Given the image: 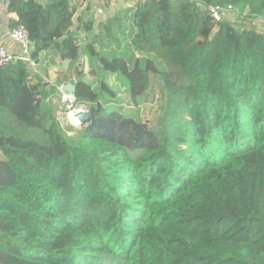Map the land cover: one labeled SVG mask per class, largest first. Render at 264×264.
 Returning <instances> with one entry per match:
<instances>
[{"label":"trees","instance_id":"16d2710c","mask_svg":"<svg viewBox=\"0 0 264 264\" xmlns=\"http://www.w3.org/2000/svg\"><path fill=\"white\" fill-rule=\"evenodd\" d=\"M74 1L0 0L36 63L87 57L74 105L90 116L62 127L56 89L19 61L4 68L0 264H264V33L206 12L233 6L251 21L264 0H148L130 43L122 16L83 47ZM113 76L128 106L163 83L155 125L122 111Z\"/></svg>","mask_w":264,"mask_h":264},{"label":"crops","instance_id":"0c3cea01","mask_svg":"<svg viewBox=\"0 0 264 264\" xmlns=\"http://www.w3.org/2000/svg\"><path fill=\"white\" fill-rule=\"evenodd\" d=\"M105 1H111V0H105ZM116 1H120L121 8H119L117 11L116 9H112L110 12L112 16H110L109 18L106 17L105 21H100L99 18L97 17L98 9L104 8L107 6L106 3H103V0H85V1L77 0L73 2L75 11H74V14L71 20V24H72V29L76 31L80 39L79 46L83 47L85 44H90V43H93L95 46H98V44L102 42L103 39L106 37V32L104 29L105 25L109 24V22L111 21H115V20L119 21L120 19H122V16L125 19V26H126L125 30H123V35L126 38L128 43L131 42L132 36L133 34L136 33V31L134 30L132 33V29H135V28H131L127 24V13H128L127 5L132 4V3L134 4L135 1L137 0H116ZM245 13H246V10H244L243 14H241L240 16H245ZM238 15H239L238 13L231 14L228 20L233 23L240 24V22H235L237 19L240 20L238 18L239 17ZM74 19H76V23L73 22ZM98 20L100 23L98 22ZM16 22H18L17 15L15 13L8 12L7 3L1 2L0 3V34L11 29L16 24ZM96 22L98 24H96ZM255 22H258V21L255 20L254 23L252 22L249 25L255 28L257 32L264 33V24H259V23L255 24ZM243 23L245 24V22ZM97 32H100V35ZM102 33L103 35H101ZM118 40L119 42H121V46L123 47L125 44V41L123 38H121V34H118ZM115 47H116V44H113L111 48H115ZM84 57L86 56L82 55L81 58L79 59V62L75 64L67 60L62 61L58 57L56 56L52 57V55L47 54V53L41 54L38 57L37 63L35 62V60H33L34 67L38 69L39 71V75L35 77H33V75L35 74L33 72L34 70L30 69L25 64L23 63L22 64L25 66L27 73L32 77L33 83L43 85L46 88H55L59 90L61 86L63 85L65 86L68 80V76L75 77V67L77 65H82L81 63H83ZM82 66L87 69V66H84V65ZM41 73L44 75V78L41 76ZM152 80L153 79L150 80V84ZM54 98H55L54 101H56V103L54 102L53 103L55 107L57 108L58 103L60 101V96L58 92L55 93ZM58 115L60 116L61 114L58 113Z\"/></svg>","mask_w":264,"mask_h":264},{"label":"rangeland","instance_id":"374dc122","mask_svg":"<svg viewBox=\"0 0 264 264\" xmlns=\"http://www.w3.org/2000/svg\"><path fill=\"white\" fill-rule=\"evenodd\" d=\"M147 1L148 0H137V1H135L134 6L137 7L141 3H144ZM103 3H106L107 6L104 8L98 9L97 17L99 18L100 21H105L106 17L109 18L110 16H112L110 13L112 9H116V11H117L119 8H121L120 1H116V0L105 1V0H103ZM238 16H239L238 18L240 20L237 19L235 22H240V24L234 23L235 25H237V27H239V28L245 27L246 29H253L256 31L255 28H253L252 26L249 25L252 23V21H250V19L248 21L246 18L242 19L243 18L242 16H240V15H238ZM99 20H98V22H99ZM73 22L76 23V19H74ZM243 22H245V24ZM96 24H98V23L96 22ZM97 33L100 35V32H97ZM101 35H103V33ZM88 64H87V67H88ZM85 70L86 69H84L86 82L89 83L90 85H92L93 87H95L96 86L95 77L92 75H89L87 73V71H85ZM37 75H39L38 69H36V73L33 75V77H35ZM41 76L44 78V75L42 73H41ZM151 79H153V80L151 81L150 87H149L148 91L144 94L143 98L137 99L136 104H133L131 106L127 105V102L129 101V100H127L128 96L126 97V100H125V95H124L125 89L123 87H120V90H119L116 87V86H118V83L114 80V76L111 78L110 84L112 82V86L114 87V91L116 92L115 99L118 100L119 102H123V103L125 102V105L121 107L122 111L125 114L132 115L134 118L140 119L141 121H143L145 123L155 125L156 121L161 116L162 109L164 107L165 88L163 86V83L160 80L159 81L154 80L153 77ZM56 92H58V94L60 96V101L58 103V107L59 106L60 107H59V109L57 107L55 110L56 118H57L59 124L64 128H66L70 125L76 126L75 125L76 122L71 119V115L74 114V110L78 109L79 107L71 105L68 101L63 100L62 95L58 89H56ZM52 99H53L52 102L56 103V101H54L55 98H52ZM112 104L118 105L117 102H113ZM82 106L85 107V105H81L80 107H82ZM112 108L116 109V106H112ZM58 113H60L61 115L59 116ZM69 117H70V119H69Z\"/></svg>","mask_w":264,"mask_h":264},{"label":"built area","instance_id":"2783aa9c","mask_svg":"<svg viewBox=\"0 0 264 264\" xmlns=\"http://www.w3.org/2000/svg\"><path fill=\"white\" fill-rule=\"evenodd\" d=\"M127 9L129 10L127 13V24L129 25V27L135 28L133 15L136 11V7L134 6V4H129L127 5ZM206 12L215 23L221 22L224 19L229 18L231 14L237 13L234 10L233 6L219 5L209 6ZM255 20L258 21L255 22V24H264V17H257L251 21L254 23ZM31 50L32 45L29 40L26 28L22 24H15L8 31L0 34V69H4L9 64L19 61L28 66L30 69H33V72L36 73V68L34 67V62L31 56ZM81 64L87 66L88 59L84 57L83 63ZM76 83L77 79L74 76H68L66 84H72L75 86ZM63 86L59 88L63 100L68 99V102L71 105H74V95H70L65 92L63 90ZM80 108L81 107L79 106L78 109L74 110V113L78 112Z\"/></svg>","mask_w":264,"mask_h":264},{"label":"water","instance_id":"95a60500","mask_svg":"<svg viewBox=\"0 0 264 264\" xmlns=\"http://www.w3.org/2000/svg\"><path fill=\"white\" fill-rule=\"evenodd\" d=\"M208 15V13H207ZM5 71L4 69H0V79L4 78ZM63 90L70 95H74L75 86L72 84H66L63 87ZM71 119L76 122V126H81L89 122L90 116L86 109V107L82 106L78 112H75L71 115Z\"/></svg>","mask_w":264,"mask_h":264},{"label":"bare ground","instance_id":"6f19581e","mask_svg":"<svg viewBox=\"0 0 264 264\" xmlns=\"http://www.w3.org/2000/svg\"><path fill=\"white\" fill-rule=\"evenodd\" d=\"M65 101H68V99H65ZM69 119H70V117H69Z\"/></svg>","mask_w":264,"mask_h":264}]
</instances>
